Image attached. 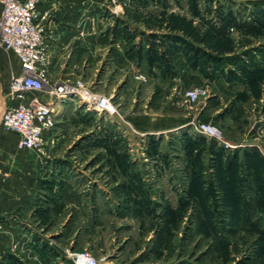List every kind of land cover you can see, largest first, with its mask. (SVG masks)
Here are the masks:
<instances>
[{
	"label": "rangeland",
	"instance_id": "374dc122",
	"mask_svg": "<svg viewBox=\"0 0 264 264\" xmlns=\"http://www.w3.org/2000/svg\"><path fill=\"white\" fill-rule=\"evenodd\" d=\"M139 1L105 9L114 22L101 39L60 51L54 83L82 80L115 111L55 101V148L21 149L34 163L22 230L16 211L0 219V243L27 248L0 264H74L82 251L100 264H264V0ZM193 87L206 90L195 104ZM149 115V129L135 127Z\"/></svg>",
	"mask_w": 264,
	"mask_h": 264
},
{
	"label": "built area",
	"instance_id": "2783aa9c",
	"mask_svg": "<svg viewBox=\"0 0 264 264\" xmlns=\"http://www.w3.org/2000/svg\"><path fill=\"white\" fill-rule=\"evenodd\" d=\"M46 0H0V48L15 53L21 73L11 82L12 101L2 116V126L19 135V148L47 154L56 145L55 101L67 95H78L88 107L99 112L113 113L115 107L107 97L90 91L82 80L74 84L54 83L50 76L52 55L47 46V27L40 5ZM46 93L43 97L40 93ZM206 90L193 87L185 92L190 103H197ZM17 101V103H15ZM194 128L215 138L226 149L233 145L209 123H191ZM2 225L0 224V231ZM74 264H100L99 258L88 251L71 254Z\"/></svg>",
	"mask_w": 264,
	"mask_h": 264
},
{
	"label": "crops",
	"instance_id": "0c3cea01",
	"mask_svg": "<svg viewBox=\"0 0 264 264\" xmlns=\"http://www.w3.org/2000/svg\"><path fill=\"white\" fill-rule=\"evenodd\" d=\"M142 1H139L138 9L148 7V4ZM129 2L130 0H46L41 3L40 10L43 13L47 27V46L52 55V63L49 70L53 82L57 80L53 77V71L60 51H65L71 43L80 39V37L85 38L91 33L95 40L101 39L99 37L107 29V25L114 22L110 16L103 17L102 12L107 8L110 11L112 8H121L122 5H126ZM89 8H98L99 15L95 18L93 15L92 18V15L88 14ZM1 10L2 7L0 5V13ZM115 20H117L116 17ZM120 20L124 24L128 23L126 17L120 16ZM111 34L113 35V33ZM123 34L124 31H120L117 39L120 40L121 36H124ZM118 50H121V48H118ZM20 73L21 64L19 57L13 52L0 48V219L6 220L11 212L16 211L14 214L17 216L13 224L10 223L15 229L14 232L22 230L23 220L19 218L18 213L26 209V205L23 203L25 201H21L22 199L19 196L23 178L27 179L23 176V170L34 165L31 160H23L22 150L19 148V135L6 130L2 126L3 113L7 106L12 103L9 96L11 82ZM152 116H148L151 121L154 119ZM158 119L160 120L161 118ZM174 119L177 125L181 123V119L175 117ZM23 150L30 151L28 149ZM28 202H32L31 199ZM3 224L7 225L6 223ZM3 241L4 243H0L3 244V246H0V257L2 253L4 257L5 253L10 255L12 251L13 254L18 256L27 248V243H15L16 245L12 246V243L6 241V237H3ZM29 250L31 251V249ZM0 262H6V260Z\"/></svg>",
	"mask_w": 264,
	"mask_h": 264
},
{
	"label": "trees",
	"instance_id": "16d2710c",
	"mask_svg": "<svg viewBox=\"0 0 264 264\" xmlns=\"http://www.w3.org/2000/svg\"><path fill=\"white\" fill-rule=\"evenodd\" d=\"M160 120H173V121H175L174 118H166V119L162 118ZM150 121H151V119L148 116H138V117L132 118L133 124L135 125L136 128H138L140 130L149 129L150 125H151ZM157 127L162 129L163 125L159 124Z\"/></svg>",
	"mask_w": 264,
	"mask_h": 264
}]
</instances>
